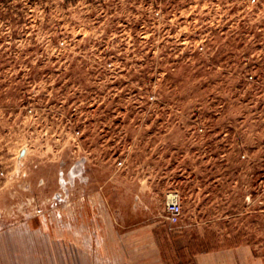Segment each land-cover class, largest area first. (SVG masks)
Listing matches in <instances>:
<instances>
[{
	"label": "rangeland",
	"instance_id": "374dc122",
	"mask_svg": "<svg viewBox=\"0 0 264 264\" xmlns=\"http://www.w3.org/2000/svg\"><path fill=\"white\" fill-rule=\"evenodd\" d=\"M145 225L264 253V0H0V264Z\"/></svg>",
	"mask_w": 264,
	"mask_h": 264
},
{
	"label": "crops",
	"instance_id": "0c3cea01",
	"mask_svg": "<svg viewBox=\"0 0 264 264\" xmlns=\"http://www.w3.org/2000/svg\"><path fill=\"white\" fill-rule=\"evenodd\" d=\"M156 239L155 230L147 225L137 226L127 232L116 233L112 241L100 242L97 246L86 245L85 249L106 252L105 257L97 261L99 264H171V260L165 259ZM177 264H264V253L259 252L257 244L239 243L195 252L191 258H185Z\"/></svg>",
	"mask_w": 264,
	"mask_h": 264
},
{
	"label": "built area",
	"instance_id": "2783aa9c",
	"mask_svg": "<svg viewBox=\"0 0 264 264\" xmlns=\"http://www.w3.org/2000/svg\"><path fill=\"white\" fill-rule=\"evenodd\" d=\"M166 203V214L170 224H176L181 220L183 206L178 195H172Z\"/></svg>",
	"mask_w": 264,
	"mask_h": 264
},
{
	"label": "water",
	"instance_id": "95a60500",
	"mask_svg": "<svg viewBox=\"0 0 264 264\" xmlns=\"http://www.w3.org/2000/svg\"><path fill=\"white\" fill-rule=\"evenodd\" d=\"M25 153H26V149H23V150H22V152H21V157H22V156H24V155H25ZM79 164H80V165H82V164H83V162H79Z\"/></svg>",
	"mask_w": 264,
	"mask_h": 264
}]
</instances>
